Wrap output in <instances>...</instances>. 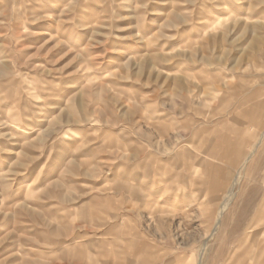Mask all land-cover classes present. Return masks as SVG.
<instances>
[{
  "label": "rangeland",
  "instance_id": "obj_1",
  "mask_svg": "<svg viewBox=\"0 0 264 264\" xmlns=\"http://www.w3.org/2000/svg\"><path fill=\"white\" fill-rule=\"evenodd\" d=\"M0 264H264V0H0Z\"/></svg>",
  "mask_w": 264,
  "mask_h": 264
},
{
  "label": "bare ground",
  "instance_id": "obj_2",
  "mask_svg": "<svg viewBox=\"0 0 264 264\" xmlns=\"http://www.w3.org/2000/svg\"><path fill=\"white\" fill-rule=\"evenodd\" d=\"M60 160H61V159H60ZM60 160H59V162H60ZM54 166H55V165H54ZM221 213H222V211H221ZM221 213H220V214H221Z\"/></svg>",
  "mask_w": 264,
  "mask_h": 264
}]
</instances>
